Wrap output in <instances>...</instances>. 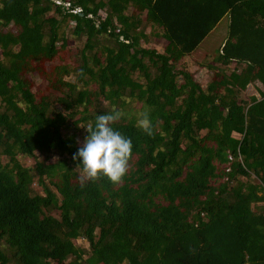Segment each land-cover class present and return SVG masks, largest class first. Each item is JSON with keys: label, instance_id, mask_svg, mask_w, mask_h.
<instances>
[{"label": "trees", "instance_id": "16d2710c", "mask_svg": "<svg viewBox=\"0 0 264 264\" xmlns=\"http://www.w3.org/2000/svg\"><path fill=\"white\" fill-rule=\"evenodd\" d=\"M226 17L204 87L183 63ZM69 22L73 63L48 70ZM257 83L264 0H0V264H264V92L242 99ZM113 109L129 171L82 186L73 154Z\"/></svg>", "mask_w": 264, "mask_h": 264}, {"label": "clouds", "instance_id": "9594fccd", "mask_svg": "<svg viewBox=\"0 0 264 264\" xmlns=\"http://www.w3.org/2000/svg\"><path fill=\"white\" fill-rule=\"evenodd\" d=\"M123 115L122 111L116 109L109 113L98 114L94 127L90 125L86 128L88 135L72 157L74 161H80L78 166H81L82 186L89 180L96 181L101 177H107L116 184L128 173L132 157V141L112 126ZM137 115V126L149 137L154 136L148 111H142Z\"/></svg>", "mask_w": 264, "mask_h": 264}, {"label": "rangeland", "instance_id": "374dc122", "mask_svg": "<svg viewBox=\"0 0 264 264\" xmlns=\"http://www.w3.org/2000/svg\"><path fill=\"white\" fill-rule=\"evenodd\" d=\"M100 14L104 16L103 12H101ZM73 25H74L73 22H69V26L64 30H61L62 32H64V36L68 40L67 42L68 47L66 49V52L60 55L61 58L56 59V61H54L53 63L47 64L48 70H51L54 66L59 64L73 63V58L77 52L76 49L78 46L76 39H73V36L70 34V31H68L70 28H72ZM228 31H229V18L226 17L220 22L216 31L206 40V42L201 46L199 51L196 52V54L193 57L187 58L183 63L185 67H187L190 71L194 72L197 75V78L200 80V82L204 87L208 84V82H210L213 76V71H211L208 68L200 70L199 66L202 63L207 64V62L213 61V56L210 57L207 56L211 54L210 51L215 52L218 45H220L222 41H224V39L227 37ZM30 79L34 81L36 84L35 91H38L41 94L48 93L47 82L44 79L40 78V76L37 73H33L30 76ZM66 79L75 80V77L71 76V77H67ZM250 91H253V88H250ZM132 108H133V113L138 114L142 112L141 111L142 106L139 105L138 103H133ZM78 140L81 142V137H79ZM21 161L27 167H31L35 164L34 158H30V159L23 158ZM77 243L86 248L89 247V243L86 240L80 239L77 241Z\"/></svg>", "mask_w": 264, "mask_h": 264}, {"label": "crops", "instance_id": "0c3cea01", "mask_svg": "<svg viewBox=\"0 0 264 264\" xmlns=\"http://www.w3.org/2000/svg\"><path fill=\"white\" fill-rule=\"evenodd\" d=\"M250 88H253V91H250ZM261 92H264V88L261 84L257 83L255 85H250L242 94V99L250 104L251 99H257V101L262 100ZM233 137L237 140L241 139V136L238 134H234Z\"/></svg>", "mask_w": 264, "mask_h": 264}, {"label": "built area", "instance_id": "2783aa9c", "mask_svg": "<svg viewBox=\"0 0 264 264\" xmlns=\"http://www.w3.org/2000/svg\"><path fill=\"white\" fill-rule=\"evenodd\" d=\"M230 160H232V158L230 157Z\"/></svg>", "mask_w": 264, "mask_h": 264}]
</instances>
